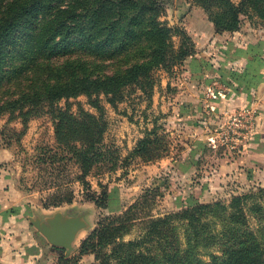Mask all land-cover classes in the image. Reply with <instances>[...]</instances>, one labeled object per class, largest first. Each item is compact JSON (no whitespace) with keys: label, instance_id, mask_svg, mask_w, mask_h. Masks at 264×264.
<instances>
[{"label":"rangeland","instance_id":"374dc122","mask_svg":"<svg viewBox=\"0 0 264 264\" xmlns=\"http://www.w3.org/2000/svg\"><path fill=\"white\" fill-rule=\"evenodd\" d=\"M204 1L210 6L211 15L220 19L219 27L230 23L225 1L239 2ZM204 1L160 0L159 20L171 28L170 43L174 50L188 51L190 40L196 45L194 34L198 36L202 32L201 38L210 31V12L204 8ZM238 18L240 33L248 40L260 38L259 32H264V17L260 13L248 8ZM203 40L206 47L209 36ZM216 40L215 45L219 44V39ZM195 54L196 51L168 68L148 63L150 77L127 83L119 93L62 95L51 102V106L68 108L73 113L82 109L100 116L104 122L102 148H109L117 156L116 165L109 168L105 162L93 169L85 185L73 180L66 188L35 190L39 185L35 181L39 170L31 162L33 155L47 146L61 154V149L56 147L54 114L46 112L31 117L23 133L18 110H5L0 115V141L13 151L12 165L19 184L34 190L37 202L46 198L49 205L66 196L68 190L71 201L62 203H71L69 210L75 213H90V229L87 227L76 240L74 251L67 256L69 261L61 262L53 253L51 264H170L167 257L175 264H213L222 260L221 264H241L247 260L248 264H255L258 257H264V196L261 195L264 145L256 144L260 112L251 109L253 124L249 130L243 128L246 118L237 115L247 107H238L229 115L235 112L233 115L238 116L232 126L235 132L228 128L229 116L223 123L211 126L199 115L196 124H191L193 118L180 105L184 99L177 97L176 82L193 79L202 71L206 59ZM76 56L73 53L71 58ZM96 57L95 64L89 66L95 73L114 69L107 56ZM194 57L193 65L188 66ZM55 59L59 63L65 58L59 53ZM57 73L62 80L66 78L65 71ZM203 124L208 126L207 131L200 129L201 126L206 129ZM144 137L151 140V152L161 155L151 156L150 160L140 156L129 158L137 141ZM255 153L259 159L252 157ZM125 157L127 162L121 164ZM62 164L52 173L53 177L59 175L57 181L65 174ZM191 166L198 173L189 176L185 171ZM203 171L222 172L221 177L225 176L219 184L212 180L208 185L201 177ZM103 189L108 191L109 208L97 207L91 199ZM186 203L205 205L197 210L196 220L188 223L176 219L158 224L157 228L152 226L157 219L187 206ZM102 220L105 222L101 227ZM93 229L100 231L86 245V251L80 253L82 239ZM128 241L138 243L119 247ZM139 253H145L146 259L142 260Z\"/></svg>","mask_w":264,"mask_h":264},{"label":"trees","instance_id":"16d2710c","mask_svg":"<svg viewBox=\"0 0 264 264\" xmlns=\"http://www.w3.org/2000/svg\"><path fill=\"white\" fill-rule=\"evenodd\" d=\"M225 4L230 23L219 27L220 19L211 15L210 6L203 2L204 8L210 12L208 18L216 33L238 30V16L248 8L264 17V0H239L237 4L225 1ZM160 10V0H0V115L5 110H18L23 133L31 117L53 113L56 147L61 149L60 156L52 151V146L42 148L33 155L31 162L39 170L35 180L39 185L35 189L66 188L73 180L85 185L93 169L105 162L109 163V168L115 167L117 156L109 148H102L105 125L100 116L82 109L73 113L68 108L53 107L51 102L56 97L78 93L91 95L102 91L113 95L127 83L150 77L148 63L168 68L192 55L196 51L193 40H190L188 51L172 48V31L159 20ZM186 38L188 40V36ZM236 45L238 51L244 49L246 54H251V58L242 74H231L236 81L249 87L262 78L259 74L263 65L261 42L254 45L237 42ZM59 53L65 59L58 63L54 60ZM73 53L77 55L75 58H71ZM96 56H107L114 69L95 73L89 66L95 64ZM193 60L195 57L191 59L190 67ZM206 64L205 60L203 66ZM63 71L66 74L64 80L57 73ZM150 147L151 140L141 138L129 158L140 156L150 160L151 156L161 155L153 154ZM127 159L125 157L121 164ZM60 163H63L61 168L65 174L57 181L59 175L53 177L52 173L57 171ZM42 169H50L46 172L49 176ZM261 192L264 196V189ZM70 194L67 190L66 196L55 200L53 205L70 202ZM91 199L97 207H108V191L105 189ZM203 206L187 205L157 219L154 222L156 225L152 226L157 228L158 224H168L176 219H185L189 223L197 219V210ZM104 222H100L101 227ZM99 229H93L82 239L80 253L86 251V245L98 235ZM135 242H123L119 247L127 248L138 243ZM55 250L59 261H69L64 250ZM138 256L146 259L145 253ZM167 260L175 264L170 257ZM241 264H248V260ZM255 264H264V257H258Z\"/></svg>","mask_w":264,"mask_h":264},{"label":"crops","instance_id":"0c3cea01","mask_svg":"<svg viewBox=\"0 0 264 264\" xmlns=\"http://www.w3.org/2000/svg\"><path fill=\"white\" fill-rule=\"evenodd\" d=\"M210 24L209 32H205L201 38L202 32H198V36L194 34L193 38L196 43L195 55L205 57L207 64L193 79L176 82L179 89L177 91L178 99L186 100L180 102V105L188 110L186 113H189L193 118V120L190 119L191 124L195 125L196 117L202 115L205 118L204 122L211 126L223 123L238 107L257 109L260 112V117L258 118V138L256 139L258 141L256 144L264 145V32L262 30L259 32L261 36L257 40H248L239 30L216 33L211 22ZM208 36L211 42L208 41L205 47L203 38ZM197 37L198 39H196ZM216 39H219L217 45H215ZM237 42L243 45H254L261 42L260 53L263 65L259 68V74L262 75V78L249 87L236 81V78L231 74L232 72L242 74L248 68L251 58V54H246L244 49L238 51ZM203 125L206 129L201 128L202 126L200 129L207 131L208 126ZM13 157L10 146L0 141V264H51L53 253L57 254L55 248L59 247L50 244L31 220L39 218L44 221L55 212L67 216L84 214V219L90 229V213L70 211L71 203H61L56 206L46 205V198H40V202H37L33 196L34 190L30 191L31 189L23 188L19 184L13 170ZM252 157L259 159L256 153L252 154ZM195 172L197 170H193L192 166L185 171L189 176ZM203 173L205 174L201 177L207 180L208 185L212 180L219 184V181H223L225 176L224 174L221 177L220 173L222 172L217 174L203 171ZM63 205L67 207L63 208ZM88 228L78 232L77 241Z\"/></svg>","mask_w":264,"mask_h":264},{"label":"water","instance_id":"95a60500","mask_svg":"<svg viewBox=\"0 0 264 264\" xmlns=\"http://www.w3.org/2000/svg\"><path fill=\"white\" fill-rule=\"evenodd\" d=\"M31 221L50 244L65 250V256H69L74 251V242L78 232L88 227L84 214L67 216L60 212H55L44 221L39 218Z\"/></svg>","mask_w":264,"mask_h":264},{"label":"built area","instance_id":"2783aa9c","mask_svg":"<svg viewBox=\"0 0 264 264\" xmlns=\"http://www.w3.org/2000/svg\"><path fill=\"white\" fill-rule=\"evenodd\" d=\"M243 111L244 112H239L237 115H241V118H246V122L243 123V128L246 129V130H249L251 125L253 124V121H252V119H253V111L251 110V108H245V109H243ZM233 114L231 116H229L230 118L227 121V125H228V128H231L233 130V132H235L234 128H232V126L234 127L235 120H237L238 116H234ZM243 128L241 129V127L239 126V129L242 130V131H243Z\"/></svg>","mask_w":264,"mask_h":264}]
</instances>
